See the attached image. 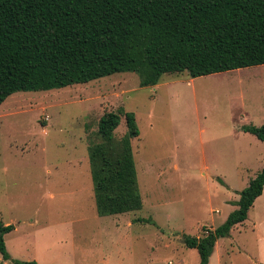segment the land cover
Instances as JSON below:
<instances>
[{"label": "rangeland", "instance_id": "rangeland-1", "mask_svg": "<svg viewBox=\"0 0 264 264\" xmlns=\"http://www.w3.org/2000/svg\"><path fill=\"white\" fill-rule=\"evenodd\" d=\"M263 107L264 65L195 79L163 75L154 87L119 73L12 94L0 104V222L14 226L3 237L7 252L40 264H199L180 236L220 226L264 167V142L240 131L264 124ZM122 111L139 130L131 145L142 208L117 218V229L96 213L88 146L99 142L106 112L120 114L121 139ZM253 223L258 230L234 231L224 264H245L264 249L263 199L242 228ZM0 264L11 263L0 256Z\"/></svg>", "mask_w": 264, "mask_h": 264}, {"label": "trees", "instance_id": "trees-1", "mask_svg": "<svg viewBox=\"0 0 264 264\" xmlns=\"http://www.w3.org/2000/svg\"><path fill=\"white\" fill-rule=\"evenodd\" d=\"M264 65V0H0V104L18 92H46L119 73H134L140 87L163 75L191 79ZM126 132L116 139L120 114L98 121L99 142L88 146L97 215L139 211L142 199L131 141L135 116L121 112ZM240 131L264 142V125ZM220 183H223L218 179ZM264 189V167L237 192L226 220L202 234L180 236L208 264L218 239L247 219ZM151 223V220H140ZM0 222V256L11 264Z\"/></svg>", "mask_w": 264, "mask_h": 264}, {"label": "crops", "instance_id": "crops-1", "mask_svg": "<svg viewBox=\"0 0 264 264\" xmlns=\"http://www.w3.org/2000/svg\"><path fill=\"white\" fill-rule=\"evenodd\" d=\"M230 72V71H229ZM262 112H263V114H264V107L262 108ZM264 125V124H263ZM89 173H90V170H89ZM83 176L85 177V179H84V177H83V179H82V182H83V184H82V186H81V188H82V190L83 189H87V187H88V174L85 172V173H83ZM255 177V176H254ZM253 177V178H254ZM90 178H91V176H90ZM249 182V181H248ZM264 189H263V192H262V195L260 196V197H258L259 199H263V202H264ZM256 199L255 200V202L253 203V205L259 200V199ZM93 199H94V195H93ZM232 202V201H231ZM94 203H95V201H94ZM234 207V206H233ZM252 208H253V206H252ZM95 209H96V207H95ZM233 210V209H232ZM251 210V209H250ZM249 210V211H250ZM97 213V212H96ZM126 214V213H125ZM124 214H119V215H112V216H105V217H107V218H109L110 219V223H111V225H113L114 227H116L117 229L121 226V225H123V222L121 221V223H120V225L118 226L117 224H116V222H118V220H116L117 218H119L120 216H123ZM247 217H248V215H247ZM112 219H114V220H112ZM247 220V219H246ZM246 220L243 222V223H241V224H238V225H235L232 229H231V231H230V234H229V236L227 237V238H221V239H218L217 241H216V243H215V245H214V248H213V252H212V254H211V257H210V259H209V262H208V264H224V261H222V260H224V259H229L230 257H229V254H232L233 255V252L235 251V249H231V247H232V240H231V237H232V235H233V233H234V231H238V233H241V232H244V231H247V230H249V228H253V230H258L259 229V224L258 223H253L250 227H248V226H246L247 228H242V227H244L245 225H247L246 224ZM114 221H115V224H114ZM4 225H6V224H4ZM129 223L126 221V223L124 224V226H126V227H128L129 228ZM14 227V226H13ZM213 229H215V228H212L211 230H213ZM14 230V229H13ZM12 230V231H13ZM11 231V232H12ZM10 233V232H9ZM8 234V233H7ZM6 235V234H5ZM223 242H226V248H225V250L223 251V252H220L219 251V246H220V244L221 243H223ZM195 250V249H194ZM241 251V250H240ZM224 258V259H223ZM36 261H38V260H36ZM37 264H40L39 263V261L37 262ZM245 264H264V249H259V256L258 257H253V258H251V261L250 262H246Z\"/></svg>", "mask_w": 264, "mask_h": 264}]
</instances>
